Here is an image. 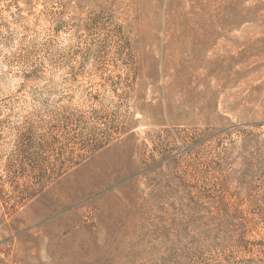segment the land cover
I'll return each instance as SVG.
<instances>
[{
	"label": "rangeland",
	"instance_id": "374dc122",
	"mask_svg": "<svg viewBox=\"0 0 264 264\" xmlns=\"http://www.w3.org/2000/svg\"><path fill=\"white\" fill-rule=\"evenodd\" d=\"M0 264H264V0H0Z\"/></svg>",
	"mask_w": 264,
	"mask_h": 264
}]
</instances>
